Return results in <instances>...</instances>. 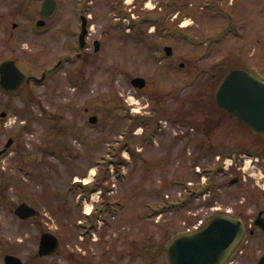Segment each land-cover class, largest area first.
Here are the masks:
<instances>
[{
  "label": "rangeland",
  "instance_id": "1",
  "mask_svg": "<svg viewBox=\"0 0 264 264\" xmlns=\"http://www.w3.org/2000/svg\"><path fill=\"white\" fill-rule=\"evenodd\" d=\"M90 1L88 12L93 17L88 50L89 54L94 52L96 39L102 42L100 50L89 60L63 62L59 70L32 88L30 98L27 91L32 89L26 86L24 90L25 104L28 98L34 115L30 125L20 133L15 147L18 149L6 160L7 165L13 166L8 169L13 170L8 175L17 176V182L9 179L6 196L0 195V230L56 227L63 223L73 227L70 216L53 200L62 204L65 196L87 195L83 186L72 184L71 178L84 175L88 167L98 163L96 158L105 160L86 174V180L93 182L95 170L106 166L105 157H110L111 149L126 139L142 155L130 156L127 151L124 153L125 146L120 147L123 148L119 157L120 176L116 170H106L104 184L113 188L108 195L119 200L118 212L142 215L143 219L135 224L141 229L134 237L145 241L147 248L135 249L133 256L114 264H168L165 246L178 230L185 228L192 214H199L198 223L206 220L212 205L231 208L240 216H255L263 207L264 164L261 163L264 156L259 155L261 163L256 167L255 154L243 156L240 153L246 151L238 150L229 156L235 157L239 164L234 163L230 168L223 166L224 158L217 144L227 139L229 148L240 149L235 148L239 147L237 140L230 141L227 136L229 130L234 133L237 128L234 120L215 107L211 90L229 66L248 69L264 78V0H173L167 3L164 14L160 8L166 0ZM120 9L137 17L161 15L164 21L156 24V30L154 25L147 24L140 28V36L145 32L153 48L144 39L132 38V31L125 29L128 21H123L126 16ZM177 9L182 10L179 25L176 19L171 21ZM183 24L188 25L182 27ZM171 26L183 31L177 36H168L158 29ZM185 30L195 37L190 40ZM56 32L61 40H55L51 34L33 41L22 38L27 40L24 46L33 49L29 54L26 51L19 54L29 56L34 52L31 62L39 75L52 67L65 50L79 47L74 46L72 38L67 41L59 27ZM165 42L173 46V55H164L160 61L156 55H162ZM219 60L224 62L223 68L216 63ZM180 62L185 65L180 66ZM135 76L146 78L144 88L133 86L131 79ZM85 107L89 108L88 112ZM29 111L24 107L23 116L16 122L24 120L22 124H27ZM54 114L57 117L52 118ZM91 114L98 115L97 123L89 121ZM136 114H140L138 121L128 131L129 118ZM10 128L11 125L9 134ZM151 131L150 144L143 141V135ZM239 137L246 139V147L251 150L257 148L254 143L260 146L257 137L246 130ZM250 157L253 161L246 168ZM197 166L204 173L210 170L205 175L213 183L215 194L210 196L207 189L206 195L202 196V192L200 199L186 208L173 212V208L162 209L167 194L170 199H178L182 182L186 180H191L195 188H206L207 184L201 182L204 178L195 173ZM235 176L240 178L238 183L230 184V178ZM88 195L91 201L97 202L104 194L96 187ZM24 200L36 206L39 214L21 223L14 216L13 208ZM91 201L86 204L87 210L92 206ZM79 240V237H70L72 244L80 245ZM261 246L259 243L254 248L256 255Z\"/></svg>",
  "mask_w": 264,
  "mask_h": 264
},
{
  "label": "flooded vegetation",
  "instance_id": "2",
  "mask_svg": "<svg viewBox=\"0 0 264 264\" xmlns=\"http://www.w3.org/2000/svg\"><path fill=\"white\" fill-rule=\"evenodd\" d=\"M89 1V2H88ZM94 0L92 1V3ZM74 3V10L72 4ZM45 0H0V67L6 61H14L21 70L25 72L27 77L37 74L33 59L32 47L24 46L27 40L38 39L40 36L51 34L55 40L58 39L59 27L66 40L72 38L74 46L80 45V35L84 21L87 22L91 29L92 15L89 14L90 0H50L46 3V14L42 13ZM102 5V4H101ZM100 5V6H101ZM97 8V7H96ZM95 8V9H96ZM175 21V19H173ZM40 22H43L40 24ZM179 24V22H177ZM91 31L89 32V34ZM30 37H26L25 35ZM89 34L86 36V46H80L74 50H66L67 57L72 60H89L94 57L97 52L89 54L90 46L88 42ZM69 38V39H68ZM38 41V40H37ZM95 41V40H94ZM70 42V41H69ZM26 51L27 54L22 55L19 52ZM27 57V58H25ZM24 64V65H23ZM49 73V72H48ZM47 73V74H48ZM3 75L0 69V195L6 196V185L9 179L17 180V176L8 175L13 170L12 165H7L6 160L9 154L17 150L15 148L19 144V136L22 132L17 125L22 122H16L20 116H23V108L33 107L27 98L24 100V90L26 86L29 90L37 86L36 79H26L23 82L18 81L15 89H9L2 83ZM17 81V77L14 81ZM27 91L29 93L34 92ZM34 98V95L32 96ZM86 112L89 108L85 107ZM22 119V118H21ZM9 125L10 134H9ZM13 125H16L13 127ZM11 140V141H10ZM10 141V145L8 144ZM262 142L257 152L264 156V138H260ZM212 149V144H209ZM119 150H115V156H118ZM264 158V157H263ZM118 161V160H117ZM264 161V160H263ZM68 167V166H67ZM116 167V165H114ZM117 170V169H116ZM89 168L86 169L87 174ZM10 172V173H8ZM117 172V171H116ZM84 174V175H85ZM100 175L97 176L99 178ZM238 178V177H237ZM17 182V181H16ZM89 181H85L88 183ZM86 184V190L93 192L94 184ZM183 187V186H182ZM108 189V188H107ZM179 196L187 199V206L194 203L195 196L190 192L184 191L186 187L180 188ZM108 192V191H107ZM110 192V191H109ZM108 192V193H109ZM194 192V191H193ZM106 193L97 202L91 201L89 196L82 197H66L63 198L64 203H58L55 199L53 202L60 204L61 209L72 219L70 227L63 223L53 227H38L37 229H18L4 228L0 232V264H114L118 260H123L127 256L132 255L135 249L147 248L145 241H139L135 236V224L143 219L142 215L135 213L122 214L119 211L118 201L114 200ZM6 199V198H5ZM92 202L90 210H87L86 204ZM184 207V208H186ZM19 222L24 219L15 213ZM55 210V208L53 209ZM61 214V213H56ZM120 214L122 215L121 217ZM247 225L250 226L246 239L241 242L242 251H235L227 259L225 264H258L259 259L264 254V229L255 224V220L264 219V204L257 210L255 216L244 214L240 216ZM189 223L185 228L178 230L175 234L192 231L196 228L199 214L195 213L190 216ZM30 219V218H29ZM26 219L25 221L29 220ZM251 221V222H250ZM107 226V227H106ZM53 234L59 240V247L53 253H41V241L45 234ZM79 237V243H71L70 237ZM171 239V238H170ZM77 240V239H76ZM55 241L50 238V245ZM139 242L136 247V243ZM143 244L141 245V243ZM259 243L262 245L260 252L256 255V248ZM54 248L52 244L50 249ZM133 256V255H132ZM106 260L102 263V260Z\"/></svg>",
  "mask_w": 264,
  "mask_h": 264
},
{
  "label": "water",
  "instance_id": "3",
  "mask_svg": "<svg viewBox=\"0 0 264 264\" xmlns=\"http://www.w3.org/2000/svg\"><path fill=\"white\" fill-rule=\"evenodd\" d=\"M96 50L100 44L96 41ZM169 52L171 48L169 47ZM3 83L9 85L10 79L25 77L13 61L2 65ZM137 86H144L143 77H135ZM218 105L231 117L247 125L254 133L264 135V81L246 69H230L215 89ZM91 122L97 117L92 116ZM17 213L27 218L37 210L23 202ZM264 228V221L257 220ZM246 226L237 217L222 213L215 214L208 224L192 233L177 235L167 248L170 264H223L239 240L243 237ZM264 264V260L260 262Z\"/></svg>",
  "mask_w": 264,
  "mask_h": 264
},
{
  "label": "trees",
  "instance_id": "4",
  "mask_svg": "<svg viewBox=\"0 0 264 264\" xmlns=\"http://www.w3.org/2000/svg\"><path fill=\"white\" fill-rule=\"evenodd\" d=\"M219 67L223 68L224 66H223L222 63H221V64H219ZM218 69H219V68H218ZM216 84H217V81L215 82L213 89L215 88ZM211 95H212V97H213V91L211 92ZM213 101H214V99H213ZM214 105H215V107H216L217 109H219L215 101H214ZM219 110H220V109H219ZM221 112H222V114H225L223 111H221ZM236 123H237V122H236ZM237 124H238V123H237ZM238 125H239V124H238ZM241 128H242V127L239 125V127H237V131H236V132L239 133V132L241 131Z\"/></svg>",
  "mask_w": 264,
  "mask_h": 264
}]
</instances>
